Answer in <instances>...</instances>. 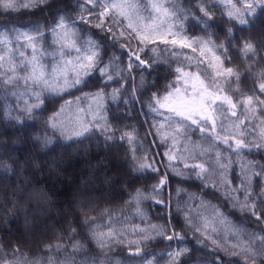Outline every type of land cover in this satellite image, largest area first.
Here are the masks:
<instances>
[{
  "label": "trees",
  "instance_id": "16d2710c",
  "mask_svg": "<svg viewBox=\"0 0 264 264\" xmlns=\"http://www.w3.org/2000/svg\"><path fill=\"white\" fill-rule=\"evenodd\" d=\"M80 2L81 0H48V3L42 6L43 10L21 9L11 13H0V31L13 28L31 30L33 26L40 25L47 33L48 27L58 15L77 16L80 12L78 7ZM146 2L147 0H139L142 7ZM176 2L182 10L194 13L196 17L194 19L189 15V18L183 21L184 32L181 35L207 39L211 34V38L217 44L223 43L227 48L231 62L224 60L223 54L218 52L217 55H221V59L224 60L223 67H232L234 71L239 72L240 79L235 81L234 77H217L218 80L223 81L224 93L231 95L233 100L238 93L253 95V90L258 89L260 82L256 74L264 70V59L260 56L255 60L245 58L239 50L242 42H249L254 45L258 53L264 51L262 48L264 12L257 9L253 19L249 20L245 27L229 22L217 11L213 14V19L207 22L205 31V25L197 22L198 19H203L202 13L197 10V0H176ZM209 4L216 7L214 0H209ZM79 26L81 38L90 36L107 50L105 60L114 55L121 61H127L122 49L112 47L111 37L105 40V33L100 29L89 25ZM228 29L232 30V37H229ZM50 37L45 35L43 47L48 52L54 53L56 46L52 45ZM166 38L171 39V37ZM230 39L231 44H229ZM153 46L158 49L169 47L159 39L156 45L148 47ZM128 47L135 49L138 44L133 40ZM180 51L184 55L200 58L198 52L192 53L190 49ZM140 55L145 59L152 54L145 49ZM206 58L211 59L207 54ZM246 59L247 63H245ZM44 63H53V57H44ZM149 63H152L151 59ZM249 65L253 66L251 73ZM176 66L178 64L175 57L169 55L167 51L159 52L157 63L149 70L151 75L149 72L143 73V85H141L140 70L133 69L134 81L128 80L122 88L115 81L108 82L99 74H93L87 77V86L83 87V91L72 90L74 95L44 93L41 107L34 110L30 116L20 115L19 121L14 119L19 115L15 111L17 108L15 97L0 91V241L6 249L10 250L12 245H16L22 253L37 257L45 255L44 246L47 244L63 243L64 249L71 252V244L78 241L83 248L74 255L73 259L79 264L85 262L90 264L91 258L100 260L111 258L113 262L118 261L119 264H141L140 257H132L126 250L128 247H134L129 244L130 241H139L142 254L154 256L155 264H170L165 254L180 247H187L189 252L180 257L179 264H228L229 260L236 259L226 256L217 245L203 240L189 227L185 220V205L192 209L187 214L193 217V225L200 223L199 218L196 217L197 212H202L204 216L211 218L212 207L219 210L225 223L217 224V233L213 238L218 239L220 245L225 244L222 238L225 235L228 243L235 242L234 236L227 233V229L233 225L244 230L245 235L259 231L262 225L258 224L249 213L241 211L226 199L223 195L224 187H204V182L201 180L187 178L191 176V171L184 168L179 160L173 162V166L183 175H176L169 168L163 153L170 145H162L159 137L154 135L153 124L158 120H154L153 114L145 107L151 93L157 91L155 88H149V85L156 83L163 89L173 79L169 75L170 68ZM119 67L123 68L124 64H120ZM192 68L199 72L201 78L214 71L205 64H197L195 60L192 62ZM129 85H134V88ZM117 88L120 91L117 99L113 101L110 97L112 91ZM97 93L103 94L102 108L97 106L98 102L95 99ZM255 95L259 96L260 93L256 91ZM261 98L264 99V96ZM94 104L97 114L93 112ZM61 107L64 108L63 113H67L72 108H81L84 111L83 120L104 115L107 123L116 131L117 137L122 132L134 130L138 142L137 157L147 154L150 159H154L159 171L136 173L131 166L129 145L118 138L106 142L98 131L79 138L65 139L49 125L50 118L55 116ZM9 112L11 116L8 115ZM237 114H240L239 110ZM260 118L264 119V116ZM231 119L234 121L236 118ZM245 123L247 124L248 121L246 120ZM251 124L256 125L257 130L264 127L255 119ZM45 138L49 141L47 144L44 142ZM185 144H187V152H184ZM195 145H200L201 148L208 147V143L199 133H192L188 141L181 139L176 145L177 154L183 152L185 163H206V167L212 171L210 156H199ZM220 151L223 157L225 155L223 146H220ZM227 155L233 161L227 173V178L232 181L233 187L238 183L240 164L245 161L264 164V153L245 152L239 158L233 153ZM192 156H195V160L191 158ZM165 178L167 183L153 192V186L157 185L160 179ZM217 180L218 177L213 176L208 183L216 184ZM252 183L253 192L259 191L261 186L259 179L253 177ZM135 189H141L146 196L151 197L140 204L142 216L136 215V208L127 203ZM177 189L181 190L179 194ZM190 196L194 199H189ZM240 199L242 200L243 196H240ZM200 201L204 202L207 210L201 206ZM257 207L264 206L257 205ZM105 209L112 213L113 229L120 233L123 243H114L110 250L102 252L94 241L85 236L87 225L82 224V219L96 217L97 223H103L102 213ZM153 225L165 231L170 227L185 239L183 242L168 241L152 230ZM70 226L76 229L78 235L69 238ZM139 229H144L151 238L142 240ZM59 237H63V240H59ZM58 259L63 261L65 257L59 256Z\"/></svg>",
  "mask_w": 264,
  "mask_h": 264
},
{
  "label": "snow or ice",
  "instance_id": "6c2138e0",
  "mask_svg": "<svg viewBox=\"0 0 264 264\" xmlns=\"http://www.w3.org/2000/svg\"><path fill=\"white\" fill-rule=\"evenodd\" d=\"M47 3L48 0H0V13H11L21 9L43 10L42 6ZM214 4L216 7L211 6L209 0H197V10L203 15V19H198L197 22L205 25V31L207 22L213 19V14L217 11L229 22L245 27L248 21L253 19L257 9L264 12V0H214ZM78 7L80 12L77 16L58 15L53 24L48 27L47 33L40 25L33 26L31 30L13 28L0 31V91L15 97L14 102L17 104L15 111L19 115L14 119L19 121L20 115L30 116L34 110L39 109L44 101V93L74 95L73 89L83 91V87L87 86V77L93 74H99L108 82L115 81L122 88L128 80L134 81L133 69H139L141 85H143V73L149 72L151 75L149 70L153 69L157 63L158 53L167 51L169 55L176 58L178 64L170 68L169 75L173 79L163 89L156 83L150 84L149 88H155L157 91L151 93L145 107L153 114L154 120H158L153 124L154 135L159 137L162 145H170L163 153L169 168L176 175H183L173 166V162L179 160L184 168L191 171V176L187 178L201 180L204 182V187H224L223 195L226 199L241 211L249 213L262 227L259 231L245 235L244 230L233 225L227 229V233L234 236L235 242L228 243L225 235L222 237L225 244L220 245L218 239L213 238V235L217 233V224L225 223L218 209L212 207L211 218L204 216L202 212H197L196 217L199 218L200 223L193 225V217L187 214L192 209L185 205V220L203 240L217 245L226 256L236 258L229 260L228 264H257V262L264 264V218H262L264 207H257V205L264 206V164L252 161L240 164L241 171L237 175L238 183L235 187L227 178L233 163L227 153H233L237 158L245 152L264 153V127L257 130V126L251 124V121L255 119L264 125V119L260 118L264 116V99L261 98L264 96V70L256 74L260 82L258 89L253 90V95L238 93L233 100L231 95L224 93L223 81L217 79V77H234L235 81L240 79L238 71H234L232 67H223L224 60L231 62L227 55V48L223 43L217 44L211 38V34L207 39L181 35L184 32L183 21L188 19L189 15L194 19L196 17L194 13L182 10L176 0H147L142 9L139 0H81ZM141 12L146 15H141ZM78 25H89L100 29L105 33V40L111 37L112 47L122 49L127 61H121L114 55L105 60L107 50L90 36L81 38ZM46 34L52 37L51 43L56 46L54 53L48 52L43 47ZM228 35L233 36L231 29H228ZM158 39L169 47L166 49L148 47L156 45ZM133 40L138 44L135 49L128 47ZM231 43L230 39L229 44ZM145 49H148L152 55L142 59L140 53ZM181 49H190L192 53L198 52L200 58L184 55ZM239 51L248 59L255 60L257 56L264 59V51L258 53L254 45L249 42H242ZM218 52L223 54L224 60L221 59V55H217ZM206 54L211 59H207ZM46 56H52L53 63L45 64ZM149 59L152 63H149ZM194 60L197 64H205L214 71L205 78H201L199 72L192 68ZM120 64H124V67L120 68ZM252 67L249 65L250 73ZM129 86L134 88V85ZM119 91V88L112 91L110 98L113 101L117 99ZM256 91L260 93L259 96L255 95ZM133 96L135 97V91ZM95 99L98 102V108H102L103 94L97 93ZM63 112L64 108L61 107L60 111L50 118L49 125L65 139L79 138L98 131L106 142L118 138L129 145L131 166L136 173L159 171L154 159H150L147 154L137 157L138 142L134 130L122 132L117 137L116 131L102 114L98 117L93 116L91 120L76 118L65 124L60 120ZM8 115L11 116V112ZM232 117L236 119L233 121ZM218 125L219 131H217ZM192 133H199L208 143L207 148H201L200 145L194 147L199 156H210L212 171H209L206 163H185L183 152L177 154L176 145L181 142V139L188 141ZM44 142L47 144L49 141L45 138ZM220 146H223L225 153L223 157ZM187 150V144H185L184 152ZM191 158L195 160V156ZM213 176L218 177L217 183L209 184L208 180ZM253 177L260 181L261 186L257 192H253ZM166 183V178L160 179L158 184L153 186L152 191L156 192ZM180 191L177 189L178 194ZM240 196H243L242 200ZM150 198L141 189H135L127 203L136 208V215L142 216L140 204ZM189 199L194 197L190 196ZM200 204L205 207L203 201H200ZM205 210H207L206 207ZM102 219L103 223H97L96 217H84L82 224L87 225L85 236L94 241L102 252H105L111 249L112 244L123 243V240L120 233L113 229L114 217L108 209L102 213ZM152 230L168 241L183 242L185 239L170 227L165 231L153 225ZM139 234L142 240L151 238L144 229H139ZM75 235H78L76 229L70 226L69 238ZM58 239L63 240V237ZM129 244L134 245L126 249L130 256L140 257L141 264H155L154 256L142 254L139 241H130ZM70 247L72 251L67 252L63 243L47 244L44 246V256L30 257L29 254L22 253L16 245H12L10 250L6 249L0 241V264H79L73 257L83 248V245L77 241ZM188 252L187 247H180L165 255L168 256L170 264H179L180 257ZM59 256H64L65 259L61 261L58 259ZM90 264H119V262H113L111 258L105 260L91 258Z\"/></svg>",
  "mask_w": 264,
  "mask_h": 264
},
{
  "label": "rangeland",
  "instance_id": "374dc122",
  "mask_svg": "<svg viewBox=\"0 0 264 264\" xmlns=\"http://www.w3.org/2000/svg\"><path fill=\"white\" fill-rule=\"evenodd\" d=\"M141 6V9L143 8L142 7V4L140 5ZM141 15H146V13L144 12H141ZM149 21H144V23H147ZM79 27V30H80V26L78 25ZM80 35H81V31H80ZM179 39V37H177ZM50 40H52V37H50ZM190 55V54H189ZM92 107L93 108V112L95 114L98 113L97 111V108H96V105L94 104ZM82 109L81 108H72L70 109L67 113H63L61 115V122L62 123H65V124H68L70 122V120H73V119H76V118H79L80 120H83L84 119V111H81Z\"/></svg>",
  "mask_w": 264,
  "mask_h": 264
}]
</instances>
